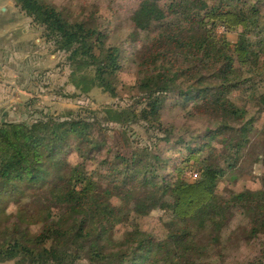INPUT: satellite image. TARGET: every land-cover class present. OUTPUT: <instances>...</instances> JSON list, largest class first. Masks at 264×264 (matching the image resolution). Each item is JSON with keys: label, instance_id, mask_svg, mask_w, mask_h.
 <instances>
[{"label": "trees", "instance_id": "1", "mask_svg": "<svg viewBox=\"0 0 264 264\" xmlns=\"http://www.w3.org/2000/svg\"><path fill=\"white\" fill-rule=\"evenodd\" d=\"M14 1L44 27L45 38L55 44L56 51L67 54L70 79L77 90L88 94L100 88L112 97L118 95L121 49L108 44L104 31L87 21H72L45 0ZM263 14L252 0H141L132 15L135 30L149 34L140 53V77L130 86L141 101L125 109L106 108V121L124 129L139 119L169 142L172 132L161 114L170 97L189 116L217 120V127L205 137L221 138L224 150L217 154V148H210L197 182L162 178L160 157L151 147L130 145L124 151L109 144L101 137V122L90 117L3 123L0 198L18 195L13 199L18 209L11 217L16 221L0 234V264H159L158 251L171 245L180 264H196L217 239L214 236L199 248L191 241L192 234L219 232L227 212H239L254 234L264 230V189L229 198L218 197L216 191L250 141L252 122L231 94L243 86L256 92V87L264 85V79L256 80L264 76ZM219 23L230 30L241 29L233 47L216 34ZM261 99L264 103V92ZM209 144L200 150L189 148V154L200 153ZM103 149L107 155L99 162ZM70 152L78 156L75 165L65 161ZM27 190L34 192L32 197L42 196L44 202L22 205ZM156 210L168 212L171 218L169 235L162 241L131 223V217ZM120 225L130 227L117 239ZM35 227L37 231L30 230ZM174 256L171 250L164 263Z\"/></svg>", "mask_w": 264, "mask_h": 264}, {"label": "rangeland", "instance_id": "2", "mask_svg": "<svg viewBox=\"0 0 264 264\" xmlns=\"http://www.w3.org/2000/svg\"><path fill=\"white\" fill-rule=\"evenodd\" d=\"M45 1L63 11L72 21H87L93 26H98L108 35V44L116 45L121 49V84L118 86L116 97L110 96L100 88H95L88 94L81 93L71 82L70 68L66 60L67 54L56 51L55 44L46 40L44 27L33 22L37 26L35 31L38 33V37L43 40L45 45L41 46L40 54H34L33 51L31 57L33 84L29 105L30 115L24 123L31 124L38 119L47 117L57 119L65 117L87 119L90 117L93 119L92 121L101 122L103 130L101 137H106L109 144L123 147L124 151H127L130 145L138 149L146 146L151 147L155 151L154 155L160 157L159 164L162 168L159 170L162 178L164 176L172 181L179 177L190 183L199 181L202 175L203 160L208 155L210 148H217V154L224 150L223 146L219 144L221 138L208 140L205 137L209 130H214L217 127V120L196 114L189 116V111L183 105H178L173 97H170L161 114L164 126L172 132L171 140L166 142L162 140L164 134L151 127L149 123L138 119L137 122L128 123L122 129L123 125L107 122L103 113L106 108L125 109L133 106L137 101H141L137 98L136 91L130 87L140 77V53L144 52L143 47L149 37L148 33L137 32L132 23V15L141 0ZM252 2L258 4L264 13V0H252ZM215 32L219 36L226 37L233 47L240 39L241 29L230 30L219 23L215 27ZM263 79V75L256 78L257 81ZM250 83L251 87L255 88L256 83L253 81ZM256 89L258 91L254 92L247 86H243L242 89L231 94L232 101L247 110L252 126L248 134L250 141L241 151L237 165L227 171L219 181L216 190L218 197L229 198L232 194L242 191L264 189V103L261 99L264 85L262 84ZM141 106L137 108L140 109ZM186 108L192 110L191 105ZM123 131L124 135L121 134ZM181 137L182 140H179ZM208 143H210L208 148L201 149L200 153L189 154V148L200 150L203 144ZM106 153L107 149H103V156L98 158L99 162L106 157ZM65 161L75 165L78 163V156L70 152ZM101 174L103 172L100 173L98 179ZM20 186L23 188L25 184ZM33 193L31 190H27L20 203L25 206L32 204L35 200L44 202V198L38 196L42 195L41 191L36 192L38 199L31 196ZM13 197L18 198V195H13ZM14 198L10 195L0 198V234L13 221H16V218H11L18 209ZM62 213L64 211H61L60 214ZM131 218V223H138L144 232L159 241L165 240L169 235L167 226H169L171 218L169 213L164 210L153 211L144 217ZM129 227L118 226L116 229L117 239H120L123 231L128 230ZM30 230L37 231L38 228ZM214 236L217 242L215 240L210 249L196 261V264H264V230L254 234L249 229L248 220L239 215V212L236 211L234 214L227 212L226 220L222 223L219 232L217 230L215 232L207 230L206 233L194 232L191 241H194L195 245L200 248ZM171 250L175 256L168 264L181 263L175 246L171 245L158 251L156 258L159 264H165L164 259ZM259 258L263 261L259 262Z\"/></svg>", "mask_w": 264, "mask_h": 264}, {"label": "crops", "instance_id": "3", "mask_svg": "<svg viewBox=\"0 0 264 264\" xmlns=\"http://www.w3.org/2000/svg\"><path fill=\"white\" fill-rule=\"evenodd\" d=\"M36 27L14 0H0V126L29 119L31 57L45 45Z\"/></svg>", "mask_w": 264, "mask_h": 264}]
</instances>
